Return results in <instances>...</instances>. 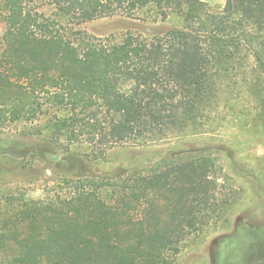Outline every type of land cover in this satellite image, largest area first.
<instances>
[{"label":"trees","instance_id":"16d2710c","mask_svg":"<svg viewBox=\"0 0 264 264\" xmlns=\"http://www.w3.org/2000/svg\"><path fill=\"white\" fill-rule=\"evenodd\" d=\"M37 1L0 0V124L45 116L50 144L84 145L99 159L115 147L202 129L226 93L264 80V0H225L220 13L202 0ZM143 10L177 14L182 26L151 38H99L79 28ZM42 147L38 155L52 153ZM62 160L55 167L67 192L9 195L0 209V255L11 264H174L183 241L232 204L210 176L208 148L102 176L72 153Z\"/></svg>","mask_w":264,"mask_h":264},{"label":"rangeland","instance_id":"374dc122","mask_svg":"<svg viewBox=\"0 0 264 264\" xmlns=\"http://www.w3.org/2000/svg\"><path fill=\"white\" fill-rule=\"evenodd\" d=\"M202 1L212 13H220L225 5V0ZM40 8L49 12L45 5ZM181 26L177 14L161 19L143 10L133 15L102 17L79 28L99 38H120L129 31L151 38ZM5 31L6 25L0 19V57L6 52ZM252 72L249 70L244 78L250 81ZM52 143L45 116L0 124V209L9 195L44 199L55 192H67L68 186L55 167L67 153L84 160L89 174L102 176L119 168H150L173 150L208 148L213 160L210 176L217 191L227 194L232 204L225 218L183 241L174 264L264 263V80L257 87L245 82L239 91L226 93L213 119L202 129L177 132L145 145L115 147L99 159L92 157L84 145ZM41 145L44 150L49 146L52 153L38 155L35 151ZM7 148L27 153L8 152ZM0 264L11 263L7 256L0 255Z\"/></svg>","mask_w":264,"mask_h":264},{"label":"flooded vegetation","instance_id":"af4514ba","mask_svg":"<svg viewBox=\"0 0 264 264\" xmlns=\"http://www.w3.org/2000/svg\"><path fill=\"white\" fill-rule=\"evenodd\" d=\"M264 264V263H263Z\"/></svg>","mask_w":264,"mask_h":264}]
</instances>
